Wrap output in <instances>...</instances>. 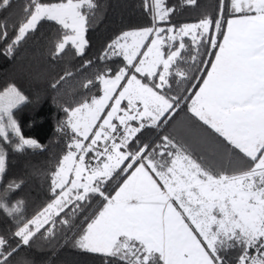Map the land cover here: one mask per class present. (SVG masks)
I'll return each mask as SVG.
<instances>
[{"label":"snow or ice","instance_id":"obj_1","mask_svg":"<svg viewBox=\"0 0 264 264\" xmlns=\"http://www.w3.org/2000/svg\"><path fill=\"white\" fill-rule=\"evenodd\" d=\"M14 3L0 0V12ZM97 8L96 0H27L11 31L0 16V56L12 58L44 21L60 31L54 58L68 50L83 56ZM144 8L151 26L116 36L98 57L103 67L84 83L100 94L63 108L58 131L69 140L51 173L50 202L27 218L24 202L11 201L22 184L0 183V211L16 221L14 241L0 235V264H13L37 235L54 237L57 223L76 228L94 197L103 206L85 217L73 243L103 264H264V0H218L216 17L179 27L167 0H144ZM192 81L186 96L172 94L173 83ZM28 101L15 84L0 90V182L9 148H42L17 119ZM187 101L241 167L218 170L167 135L159 143L140 141ZM125 175L108 194L106 185Z\"/></svg>","mask_w":264,"mask_h":264},{"label":"trees","instance_id":"obj_2","mask_svg":"<svg viewBox=\"0 0 264 264\" xmlns=\"http://www.w3.org/2000/svg\"><path fill=\"white\" fill-rule=\"evenodd\" d=\"M26 2L15 0L13 8L0 12V16L7 18L10 31ZM96 3L98 8L86 32L89 43L83 56H76L73 50H68L66 54L54 58V43L60 31L54 22L48 21L41 23L38 31L19 47L12 58L0 56V90L15 84L29 98L16 110L17 119L22 124V134L42 145L40 149L26 148L23 152L9 148L7 173L0 182L6 185L15 180L22 184L13 193L11 201L24 202V216L27 218L52 199L51 173L65 153L69 140L68 135L58 131L61 121L66 118L63 108L75 106L86 96L99 91L97 87L89 92L83 85L87 80L94 79L96 72L103 67L98 57L108 43L124 31L151 26L144 0H96ZM167 3L175 8L171 23L177 27L195 23L206 15L216 17L218 11V0H197L196 5H187L184 0H167ZM89 60L92 64L85 67V61ZM109 63L117 68L121 62L116 59ZM61 77L65 78L61 80ZM192 83L196 82L173 83L172 94L186 96L185 89H190ZM53 84L57 86L53 88ZM189 104L190 101L182 102L170 121L159 129L146 128L139 134L140 141L159 143L160 137L167 135L178 144L188 146L194 156L218 170L230 171L241 167L242 162L232 154L231 146L195 118L188 110ZM125 178L126 175L118 177L106 185L108 194L113 195ZM102 206V198L94 197L86 212L75 219L76 228L69 230L57 223L54 237L37 235L30 247L18 250L13 264H103L100 255L86 253L74 247L73 243L79 234L77 229L86 227L85 217L94 216ZM61 218L63 214L56 219ZM15 225L13 218L0 211V235L14 241L11 233Z\"/></svg>","mask_w":264,"mask_h":264},{"label":"rangeland","instance_id":"obj_3","mask_svg":"<svg viewBox=\"0 0 264 264\" xmlns=\"http://www.w3.org/2000/svg\"><path fill=\"white\" fill-rule=\"evenodd\" d=\"M99 94H100V93H99V91H98L95 95H99ZM117 190H118V189H117ZM114 194H115V193H114ZM114 194H113V195H114Z\"/></svg>","mask_w":264,"mask_h":264}]
</instances>
